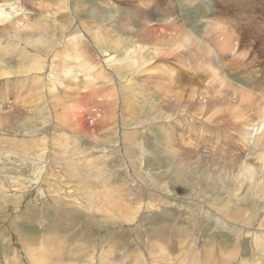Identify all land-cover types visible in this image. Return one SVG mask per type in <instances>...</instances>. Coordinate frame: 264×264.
Masks as SVG:
<instances>
[{"label": "rangeland", "instance_id": "obj_1", "mask_svg": "<svg viewBox=\"0 0 264 264\" xmlns=\"http://www.w3.org/2000/svg\"><path fill=\"white\" fill-rule=\"evenodd\" d=\"M0 6V264H264V0Z\"/></svg>", "mask_w": 264, "mask_h": 264}, {"label": "bare ground", "instance_id": "obj_2", "mask_svg": "<svg viewBox=\"0 0 264 264\" xmlns=\"http://www.w3.org/2000/svg\"><path fill=\"white\" fill-rule=\"evenodd\" d=\"M51 0H49V2H50ZM195 3V2H194ZM40 7V6H39ZM188 7V6H187ZM44 8H45V6H44ZM36 9V8H35ZM36 11V10H35ZM141 12V11H140ZM4 10L3 9H1V6H0V18H2V16H3V18H4ZM139 14H141V13H139ZM167 14H168V7H166V8H164V11L161 13V17H160V19H161V21L162 22H164L166 19L168 20H166L167 22L166 23H169V21H170V19H169V17H167ZM40 18L42 17L41 15H38ZM135 17H137V18H139L138 19V23H140V18H141V16L140 15H138L137 13H136V15H135ZM66 19H68V17L67 16H63V22L64 23H66L67 22V20ZM174 20V19H173ZM37 22H38V19H37ZM134 22V21H133ZM147 22V21H146ZM149 22V21H148ZM147 22V23H148ZM172 21H170V23H171ZM131 23V21L130 22H128V25ZM135 23V22H134ZM165 23V24H166ZM12 25V24H11ZM133 25V24H132ZM169 26V25H168ZM160 27V26H159ZM170 27H172L173 28V25H172V23L170 24ZM209 28V27H208ZM174 29V28H173ZM154 30V29H153ZM176 30V29H175ZM174 30V31H175ZM160 31V30H159ZM147 34H144V35H141V38H150L151 36H149V28L147 29ZM164 32V31H163ZM90 33V32H89ZM162 33V32H161ZM160 33V34H161ZM111 38H113L112 36H110ZM181 38V37H180ZM185 39V38H184ZM78 40V39H77ZM153 41V40H152ZM184 41V40H183ZM186 41V40H185ZM184 41V42H185ZM144 46H142V48H143ZM146 47V46H145ZM70 48V47H69ZM133 50H135V49H133ZM143 50H144V48H143ZM139 52V54L140 55H142L143 53H144V51H142V49H140V50H138ZM130 52L132 53V57H134V58H137L136 56H137V53L136 52H133V51H131L130 50ZM154 53V55H156V51H154L153 52ZM66 54H67V60H70L69 59V54H72V53H68V52H66ZM138 54V55H139ZM74 55H76L77 56V60H74V62L75 63H77L78 64V66L79 67H77V68H80V70H76V68L72 71V72H70L69 73V75H68V73L66 74V75H68V76H70V77H75L77 74H78V72H80V71H88V69H85V65H84V57L83 56H80V52H79V54L78 53H74ZM151 55H152V53H151ZM162 55V54H161ZM144 56V55H143ZM133 58V59H134ZM67 60H65V62L67 61ZM109 60H110V58H109ZM108 60V63L111 61H109ZM135 60V59H134ZM143 59H141L140 61H139V63H141V62H143L142 61ZM74 68V67H73ZM68 70V69H67ZM99 70V69H98ZM90 71V70H89ZM214 72V71H213ZM216 72V71H215ZM175 73H177L176 71H170V73H168L167 74V76H168V78L169 79H173L172 77H173V75L175 74ZM213 74H215V73H213ZM87 76H88V74H87ZM85 78V77H84ZM87 79V78H86ZM90 80V79H89ZM210 80V79H209ZM174 81V80H173ZM211 82V81H210ZM219 82V81H218ZM209 83V82H208ZM90 85V84H89ZM224 85V84H223ZM88 86V85H87ZM182 88V87H181ZM206 90V89H205ZM253 90V89H252ZM208 95V94H207ZM207 101V100H206ZM229 106H230V104H229ZM222 110H224L223 109V107H222ZM233 110H234V108H233ZM232 110V111H233ZM226 111H228L227 113H229V110H226ZM226 111H222V112H226ZM235 111V110H234ZM237 111V110H236ZM264 110L262 109V112H263ZM261 112V113H262ZM215 113V112H214ZM243 113V112H242ZM263 114V113H262ZM242 115V114H241ZM247 116V115H246ZM262 117V116H261ZM244 118H245V116H244ZM264 117H262V119H263ZM250 120V119H249ZM248 120V121H249ZM246 121V120H245ZM251 122V121H250ZM248 123V122H247ZM253 123V122H252ZM254 124H251V123H249L248 125H246L245 127L246 128H242V129H240L241 131L240 132H238V133H240L241 134V137H243V140H245V138H246V136H253L254 135V132L256 133L258 130H262L263 128L262 127H259V126H257V127H255V126H253ZM261 125V124H260ZM256 135V134H255ZM254 135V136H255ZM251 141V140H250ZM116 159V158H115ZM82 170V169H81ZM251 170V169H250ZM93 192H94V190H93ZM93 192H91V193H93ZM96 192V191H95ZM90 197H92L91 195H90ZM67 198H69V197H67ZM71 200H73V199H71ZM73 202V201H72ZM107 208V207H106ZM113 208V207H112ZM105 209V208H104ZM72 210V209H71ZM110 210H112V209H110ZM33 211V210H32ZM30 213V212H29ZM77 214V213H76ZM19 217V216H18ZM76 218V217H75ZM33 240H37V238H33ZM103 259V258H102Z\"/></svg>", "mask_w": 264, "mask_h": 264}, {"label": "crops", "instance_id": "obj_3", "mask_svg": "<svg viewBox=\"0 0 264 264\" xmlns=\"http://www.w3.org/2000/svg\"><path fill=\"white\" fill-rule=\"evenodd\" d=\"M158 3H159V2H158ZM155 8H156V9H157V8H161V6L158 4L157 6H155ZM161 13H162V12H161ZM161 13H160V17H161ZM159 20H161V19L159 18ZM119 25H122V24H119ZM128 27H129V25H128ZM104 35L107 36V38H111V37H110L111 35H107V34H105V32H104ZM112 37H113V38H117L116 35H112ZM103 38H104V37H103ZM152 40H153L152 38H144L143 41H145L147 44H148V42H149V44H152V43H153Z\"/></svg>", "mask_w": 264, "mask_h": 264}]
</instances>
